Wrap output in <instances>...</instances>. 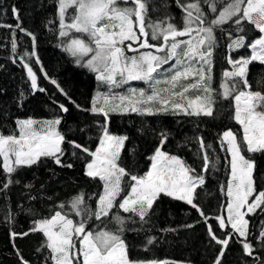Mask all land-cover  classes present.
Listing matches in <instances>:
<instances>
[{"label":"snow or ice","instance_id":"1","mask_svg":"<svg viewBox=\"0 0 264 264\" xmlns=\"http://www.w3.org/2000/svg\"><path fill=\"white\" fill-rule=\"evenodd\" d=\"M175 2L183 13L180 25L173 22L175 18L170 16L152 22L149 19L150 0H56L59 36L67 38L64 51L74 57L77 64L96 73V79L107 85L109 92H98L89 109L106 118L95 150L91 151L75 141L69 142L90 157L85 174L102 182L95 210L87 204L85 194L80 193L71 199L70 209L81 219L74 221L70 218L67 212L62 211L65 204L61 203V210H55L50 217L33 221L30 229V232L42 233L46 238L37 251L47 249L51 264H143L130 259L128 245L122 238V228L113 230L105 225L92 229L89 225L91 218L98 221L108 218L116 207L144 221L154 203L164 194L185 201L204 216L195 201L199 196L198 188L205 184V177L196 174V169L179 156L162 151L169 134H159V146L150 157V169L143 175L132 174L119 163L128 137L111 134L107 118L112 113L129 112L141 116L172 113L214 117L218 98L232 99L233 118L242 127V134L228 129L220 137L221 147H226L230 155L226 211L231 231L225 234V238H219L209 226L212 240L221 245L214 264H222L230 240L237 238H243L238 241L243 252L253 255L246 216L256 213L257 209L264 211V190L257 193L253 178L255 160L244 153L264 152V92L253 91L248 80L250 64L259 62L264 65V0ZM11 11L19 21V10L13 6ZM209 14H213L211 18ZM230 22L235 27L234 31L227 32L229 50L247 47L250 56L228 57L231 70L223 72L222 91L218 92L211 84L212 57L218 42L216 30L223 34L221 26ZM246 24L251 25L259 35L247 37ZM7 27L11 28L10 25ZM16 28L27 32L19 22ZM27 35L35 43L36 37L31 32ZM150 40L153 42L150 43ZM12 50H16L15 39ZM129 52L132 55H128ZM170 61L174 62L164 68ZM23 67L27 70L31 88L44 91L38 88L37 75L30 64L24 63ZM130 81H143L148 90L129 88L124 94L111 91ZM51 82L59 88L55 80ZM20 95L23 96V92ZM59 108L63 112L68 111L63 104ZM61 119H18V134L0 133V167L8 176L4 188L12 183L11 175L18 168L32 166L42 157H52L56 164H61L60 157L64 154L61 145L65 142V136L58 127ZM197 139L204 153L202 171L206 172L210 157L205 149L211 148V145H206L203 137ZM125 188L126 194L118 200ZM254 193H257L255 198L249 202ZM111 219L118 225L124 224V218L118 214ZM216 219L219 227L224 229L225 218L217 216ZM28 234L11 233L12 237ZM256 239L264 242V229ZM151 242L150 239L148 243ZM17 255H20L18 250ZM20 259L22 264H29L22 256Z\"/></svg>","mask_w":264,"mask_h":264},{"label":"trees","instance_id":"2","mask_svg":"<svg viewBox=\"0 0 264 264\" xmlns=\"http://www.w3.org/2000/svg\"><path fill=\"white\" fill-rule=\"evenodd\" d=\"M150 5L149 19L152 22L170 16L175 18L173 22L178 25L182 23L183 13L175 0H150ZM13 6L19 10V21L11 11ZM212 15L209 14V18ZM18 22L36 37L35 43L27 32L16 28ZM0 25H3L0 26V133L18 134V119L42 121L61 117L58 127L65 136V142L61 145L64 154L60 157V165L52 157H42L32 166L18 168L11 175L12 183L7 188L3 185L8 176L0 167V264H22L20 256L29 264H51L47 249L37 251L46 238L42 233L30 232L33 221L50 217L55 210H61V203L65 204L62 211L67 212L70 218L74 221L81 219L70 209L71 199L80 193L85 194L87 204L95 210L102 182L85 174L90 157L69 142L75 141L94 151L106 118L89 110L98 81L94 72L77 64L75 58L64 51L67 38L59 36L56 0H0ZM244 26L247 37L259 35L251 25ZM221 27L224 29L223 34L219 29L216 30L218 42L213 52L211 71V84L218 92L222 91L220 82L223 72L231 70L228 57L249 56L247 47L235 51L228 48L227 32L234 31L235 26L230 22ZM247 37L246 43L249 42ZM13 39L16 42L15 51L12 50ZM24 63H29L33 68L38 88L44 91L31 88ZM172 63L170 61L168 65ZM168 65L164 67L168 68ZM52 80L57 82L59 88ZM248 80L253 91L264 92V65L259 62L250 64ZM129 84L111 90L125 93V87ZM60 104L68 111H61ZM214 113V117H194L172 113L141 116L129 112L112 113L107 118L111 134L128 137L119 161L126 171L143 175L151 164V155L159 146V134L167 132L168 139L162 150L179 156L196 169V174L205 177V184L198 188L199 196L195 201L204 216L185 201L161 194L144 221L133 214L124 213L118 207L112 210L108 218L98 221L93 217L89 220L92 229L105 225L113 230L122 228V238L128 245L131 260L163 264H214L221 245L212 240L209 226L219 238H225V234L231 231L226 219L224 229L219 227L216 219L217 216L225 218L228 202L226 185L230 172V155L226 147H221L220 137L228 129L242 134V127L233 118L234 103L231 98H218ZM199 137H203L206 145H211V148L205 149L210 157L206 172L202 171L204 153L200 149ZM244 154L255 160L253 178L258 193L264 190V152ZM69 164L72 167H67ZM126 192L127 188L118 200ZM257 193L249 198V202ZM116 214L124 218L123 225L111 219ZM246 219L249 220L248 239L253 244V255L248 256L243 252L238 242L243 238L230 240L222 264L264 262V242L256 239L264 229V211L257 209ZM12 232L29 234L12 237ZM150 239L152 242L148 243Z\"/></svg>","mask_w":264,"mask_h":264},{"label":"rangeland","instance_id":"3","mask_svg":"<svg viewBox=\"0 0 264 264\" xmlns=\"http://www.w3.org/2000/svg\"><path fill=\"white\" fill-rule=\"evenodd\" d=\"M70 12H71V9L69 10ZM181 39H187V37H182ZM127 43V42H126ZM136 45L134 44L133 45V47H135ZM247 53L249 54V56H250V49H248L247 48ZM89 55H91V54H89ZM128 55H132V53L130 54V53H128ZM243 55H241V56H232V58L233 59H237V58H239V57H242ZM244 57V56H243ZM85 59H87V58H85ZM174 62V61H173ZM171 65V64H170ZM170 65H168L167 67H170ZM212 65H213V61H212ZM164 67V66H163ZM165 68V67H164ZM95 75H96V73H95ZM98 81V80H97ZM130 84L128 85V86H126L125 87V91H128V89L129 88H136V89H140V88H144V89H146L147 90V87H148V85H147V87H146V83L145 82H143V81H130L129 82ZM220 84H221V82H220ZM98 86H97V89H96V92H95V95L99 92V93H108L109 92V87L107 86V85H105V84H102L100 81H98V84H97ZM123 86V85H122ZM121 86V87H122ZM219 86V85H218ZM113 89H115V88H113ZM112 92H116V93H120V94H124V92L123 93H121L120 92V90H111ZM125 93H127V92H125ZM94 95V96H95ZM156 150V149H155ZM163 151V150H162ZM155 152V151H154ZM154 152H153V154H154ZM152 154V155H153ZM151 155V156H152ZM150 166H151V164H150ZM150 166H149V168H148V170L150 169ZM147 170V171H148ZM146 171V172H147ZM225 219H226V221H227V211H226V214H225ZM78 246V245H77ZM143 264H153V262H149V263H146V262H144ZM154 264H158V263H156V262H154ZM162 264V263H161Z\"/></svg>","mask_w":264,"mask_h":264},{"label":"crops","instance_id":"4","mask_svg":"<svg viewBox=\"0 0 264 264\" xmlns=\"http://www.w3.org/2000/svg\"><path fill=\"white\" fill-rule=\"evenodd\" d=\"M156 263L161 264L160 262H156ZM162 264H163V263H162Z\"/></svg>","mask_w":264,"mask_h":264}]
</instances>
